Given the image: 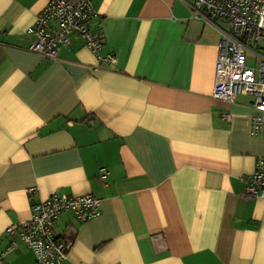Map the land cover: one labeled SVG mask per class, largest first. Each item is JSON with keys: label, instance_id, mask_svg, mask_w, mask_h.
<instances>
[{"label": "crops", "instance_id": "1", "mask_svg": "<svg viewBox=\"0 0 264 264\" xmlns=\"http://www.w3.org/2000/svg\"><path fill=\"white\" fill-rule=\"evenodd\" d=\"M46 1L0 0L3 264H38L6 228L52 193L99 200L55 220L61 264H264V197L243 195L264 136L251 95L212 98L220 33L195 0H90L108 65L76 33L55 59L28 50Z\"/></svg>", "mask_w": 264, "mask_h": 264}, {"label": "built area", "instance_id": "2", "mask_svg": "<svg viewBox=\"0 0 264 264\" xmlns=\"http://www.w3.org/2000/svg\"><path fill=\"white\" fill-rule=\"evenodd\" d=\"M192 8L196 17L220 33L212 98L231 103L236 93L251 95L255 113L249 132L251 136H264V56H259L256 67L246 63L253 44L264 38V0H195ZM94 14L90 0H47L26 29L35 38L28 50L55 59L69 43V35L76 33L99 65L115 64L114 55L100 54L102 33L89 28ZM244 181V196L264 197V155L256 157L254 169ZM66 211L72 212L78 222H84L100 214L99 200L91 193L76 196L52 193L33 202L28 219L10 224L6 232H17L19 243L33 251L38 264H61L71 241L56 235L54 222ZM17 245L11 241L5 251Z\"/></svg>", "mask_w": 264, "mask_h": 264}, {"label": "rangeland", "instance_id": "3", "mask_svg": "<svg viewBox=\"0 0 264 264\" xmlns=\"http://www.w3.org/2000/svg\"><path fill=\"white\" fill-rule=\"evenodd\" d=\"M256 44H253V46L255 47ZM259 48L257 49L258 51H261L259 52L260 54H264V49H261V48H264V38H262V40L259 42ZM247 65H257L258 64V60L257 59H253L252 57L249 56V58L247 59L246 61ZM250 66V67H251Z\"/></svg>", "mask_w": 264, "mask_h": 264}]
</instances>
